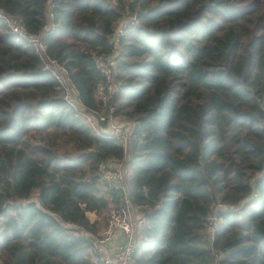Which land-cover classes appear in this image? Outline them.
Segmentation results:
<instances>
[{
  "label": "trees",
  "instance_id": "obj_1",
  "mask_svg": "<svg viewBox=\"0 0 264 264\" xmlns=\"http://www.w3.org/2000/svg\"><path fill=\"white\" fill-rule=\"evenodd\" d=\"M138 5L113 59L144 218L134 264H264V0H0L99 111L92 52H113L115 24ZM123 150L0 19L1 264H99L84 233L101 232L95 217L120 196L96 169Z\"/></svg>",
  "mask_w": 264,
  "mask_h": 264
},
{
  "label": "built area",
  "instance_id": "obj_2",
  "mask_svg": "<svg viewBox=\"0 0 264 264\" xmlns=\"http://www.w3.org/2000/svg\"><path fill=\"white\" fill-rule=\"evenodd\" d=\"M140 8L141 6L138 5L132 14L115 24L110 38L114 45L113 52L120 51L121 38L125 34V28L128 24L137 21V11ZM0 19L19 40L33 47L43 60V70L51 73L64 91V99L84 117L95 132L115 134L119 137L124 148L123 156L113 155L103 159L96 169V177L102 189L119 193V204L110 205L106 227L99 234L94 235L91 240L92 251L99 264H134V255L140 244V231L144 226V218L134 206L130 196L129 180L132 157L129 150L133 123L116 114L117 106L113 101L117 91L116 69L113 61L115 53L92 52L96 67L102 76L98 85V102L102 109L101 111L88 110L81 102L78 90L68 80L66 70L46 53L42 36L28 31L17 16L11 15L1 8ZM225 208L226 206L219 204L205 217L206 228L212 239L222 223L220 210ZM118 229L122 231L123 240L110 252L107 246Z\"/></svg>",
  "mask_w": 264,
  "mask_h": 264
},
{
  "label": "crops",
  "instance_id": "obj_3",
  "mask_svg": "<svg viewBox=\"0 0 264 264\" xmlns=\"http://www.w3.org/2000/svg\"><path fill=\"white\" fill-rule=\"evenodd\" d=\"M109 213V209H106V210H103L101 213H100V215H98L97 217H95V219H97V221H98V226H99V228H101V223H105V221H106V217H107V214ZM101 230L99 229V232H100ZM95 234H92V233H90V232H88V231H86L85 233H84V236L85 237H87L88 239H90V240H92L93 239V236H94ZM123 240V235H122V231L121 230H116V232L114 233V236H113V239L111 240V242L108 244V249H109V251L110 252H112L113 250H114V248H115V246L120 242V241H122Z\"/></svg>",
  "mask_w": 264,
  "mask_h": 264
},
{
  "label": "rangeland",
  "instance_id": "obj_4",
  "mask_svg": "<svg viewBox=\"0 0 264 264\" xmlns=\"http://www.w3.org/2000/svg\"><path fill=\"white\" fill-rule=\"evenodd\" d=\"M129 8H131V7H129ZM129 11H132V10L129 9ZM112 53H115V56H116L117 53H119V51H115V52H112ZM30 200H37V193L32 194ZM111 205H112V204H111ZM224 210H225V209H224ZM141 214H142V212H141ZM107 216H108V214H107ZM106 218H107V217H106ZM106 223H107V219H106L105 223H101V224H100V225H101V228H100L101 231L106 227ZM140 239H141V238H140ZM0 264H1V262H0Z\"/></svg>",
  "mask_w": 264,
  "mask_h": 264
}]
</instances>
